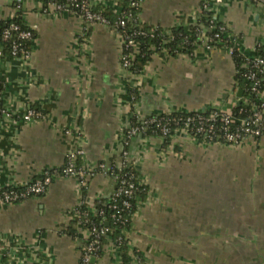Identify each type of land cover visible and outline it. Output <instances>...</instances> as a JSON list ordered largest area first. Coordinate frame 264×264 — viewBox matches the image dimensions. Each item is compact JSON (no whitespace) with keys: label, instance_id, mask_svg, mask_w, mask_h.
<instances>
[{"label":"crops","instance_id":"1","mask_svg":"<svg viewBox=\"0 0 264 264\" xmlns=\"http://www.w3.org/2000/svg\"><path fill=\"white\" fill-rule=\"evenodd\" d=\"M88 1L119 10V0ZM204 10L239 51L264 44V0H141L138 19L170 29L195 24ZM16 14L14 0H0V23ZM20 15L35 39L28 60L0 58L1 106L11 112L0 118V185L61 168L77 147L84 175L55 174L43 195L0 205V264H82L90 232L76 211L94 212L116 187L97 165L121 164L124 132L142 117L232 112L236 63L203 31L193 52L154 51L133 74L114 28L44 0H24ZM30 109L39 116L26 120ZM127 150L146 190L126 232L128 264H264V134L230 145L178 130L168 141L133 137ZM92 264L127 263L110 240Z\"/></svg>","mask_w":264,"mask_h":264},{"label":"built area","instance_id":"2","mask_svg":"<svg viewBox=\"0 0 264 264\" xmlns=\"http://www.w3.org/2000/svg\"><path fill=\"white\" fill-rule=\"evenodd\" d=\"M16 8H20L24 0H14ZM57 10L67 9L64 4L51 1ZM72 4L77 9H70L78 14L88 23H102L107 26L114 28L122 37L123 40V52L121 56L122 66L130 71L132 66V59L138 53L137 41L127 33L124 29L125 20L120 19L115 25H112L110 20L104 17L101 13L94 12L91 9L88 0H72ZM208 4H204V8L207 9ZM222 31L223 27H219ZM12 31L17 32V36L20 39L33 40L34 32L32 29H21L19 24H12L10 28L6 29L3 34V39L7 40L10 38ZM145 34V32H142ZM219 33H216L214 38H218ZM213 38H209L212 40ZM212 46V45H210ZM126 49H131L130 53H125ZM167 51L168 49L165 48ZM232 53V50L230 49ZM12 56L13 58H23L28 60L31 56V51L23 47L19 42L14 41L12 45ZM2 55V48L0 47V56ZM264 65V57H257L254 60L250 70L246 73L247 78L256 80V73L253 68L260 69ZM2 98L0 92V100ZM261 98L264 101V90L261 92ZM259 110L254 114L253 118L249 119H236L232 112L224 111L218 108L211 110L209 114H204L202 111L197 112L196 115L182 116H171L170 113L152 115L149 117H142L137 120L136 124H132L125 132L123 143L125 148L122 152V162L120 165L107 166L105 163H99L94 171H99L104 174L110 175L116 182V187L112 193L113 203L110 206L116 210L113 217L116 221L124 223L127 219L122 217L121 212L128 210L131 207L130 198L132 197L136 186L133 176L129 175L128 171H125L130 166L129 152L127 146L133 137L146 132L151 129L152 132L159 134L158 136L165 138L178 130L186 131L190 136L197 138L196 136H202L200 140L206 142H222L230 145H238L250 139H259L264 134V103L258 106ZM0 112L6 116H11V112L3 107H0ZM39 116V113L34 110H28L25 115L26 120H32ZM198 139V138H197ZM83 153L81 148H75L68 153V159L65 166L61 168H53L46 170L44 175L38 179L24 184H10L0 185V205L13 204L22 202L30 197L43 195L49 186L53 182L55 174L60 175H78L83 174L82 168L76 166L78 157ZM94 171L90 173H94ZM83 182V180H82ZM122 199V205L118 206L117 201ZM78 214V209L76 215ZM82 214L88 215V212L83 211ZM90 232V231H89ZM108 231L106 228H101L95 234L90 232V238L88 244L84 249V255L82 264H92L93 258L99 256L97 252L100 250V237L107 235ZM119 244V242H117ZM137 259V258H136ZM134 259L129 264H137V260Z\"/></svg>","mask_w":264,"mask_h":264},{"label":"trees","instance_id":"3","mask_svg":"<svg viewBox=\"0 0 264 264\" xmlns=\"http://www.w3.org/2000/svg\"><path fill=\"white\" fill-rule=\"evenodd\" d=\"M47 4L51 1L57 2L59 4H64L68 9H74L75 6L72 4V0H44ZM209 1V0H206ZM141 0H119V10L117 12L104 7H94L91 9L94 12L101 13L106 17L112 25H115L120 19L125 20L126 24L124 29L130 34L138 43V53L132 59V66L130 71L133 74H138L142 71L145 64L151 59L154 51H161L163 48H167L170 53L176 54L179 52H193L195 47L202 41V32L206 31V36L208 38H213L209 40L210 45L215 46H225L232 50V56L236 63V83L237 86L243 91L242 96L239 99L238 105L233 109V116L238 119H249L253 118L254 114L259 110L258 106L264 101L261 98V92L264 90V65L260 69L253 68L256 73V80L247 78L246 73L250 70V66L254 63L257 57H264V44H259L253 54H246L241 51L236 46L234 38L228 35L225 27L220 24H215L211 22L210 14L207 10H204L205 16L201 18L195 24L189 26H179L170 29H165L159 26H150L142 24L138 19V14L140 11ZM78 10V8H75ZM21 7L18 8L16 16L12 19L0 23V47L2 48V57L13 58L12 56V45L13 42H19L27 50H32V46L35 39V33L33 40L20 39L17 36V32L12 31L9 39H3L4 31L11 27L12 24H19L21 29H32L27 26L21 17ZM219 27H223L224 30H220ZM33 30V29H32ZM34 32V30H33ZM142 32H145L143 34ZM219 33L218 38H214L215 34ZM131 49L125 48V53H130ZM2 87L0 85V92ZM0 100V107L1 106ZM212 109L207 111H202L204 114H209ZM197 112H171V116H182L186 117L188 115H196ZM2 113L0 112V118ZM137 120L133 123L136 124ZM166 136L165 141L171 139V136ZM158 136L148 129L146 132L139 134L138 136ZM198 139H202V136H196ZM131 162V161H130ZM76 166L77 161H76ZM125 171L129 172V175L133 176V181L135 183L136 189L130 198L131 207L128 210L121 212L122 217L127 219L126 222L121 223L116 221L113 217L116 210L110 206L113 203L112 196L108 199H102L96 201L95 211L91 212L89 208L83 206L78 209L77 220L92 234H95L101 228H106L108 233L100 237V250L97 252L98 255L102 254L103 246L110 240H114L118 247L122 250L124 255V261L128 264L130 258L127 255V237L126 232L131 227V220L137 211L138 204L146 197L145 186L139 182L138 173L134 168L132 162L129 168ZM118 206L122 205V199L117 201ZM83 211L88 212V215L82 214ZM72 221V225L77 222V220ZM71 229V228H70ZM119 242V244L117 243ZM139 258V257H138Z\"/></svg>","mask_w":264,"mask_h":264},{"label":"water","instance_id":"4","mask_svg":"<svg viewBox=\"0 0 264 264\" xmlns=\"http://www.w3.org/2000/svg\"><path fill=\"white\" fill-rule=\"evenodd\" d=\"M239 93H240L239 95L242 96L243 91L239 90ZM93 260H94V258H93Z\"/></svg>","mask_w":264,"mask_h":264},{"label":"rangeland","instance_id":"5","mask_svg":"<svg viewBox=\"0 0 264 264\" xmlns=\"http://www.w3.org/2000/svg\"><path fill=\"white\" fill-rule=\"evenodd\" d=\"M17 9V8H16ZM17 11H18V9H17Z\"/></svg>","mask_w":264,"mask_h":264}]
</instances>
